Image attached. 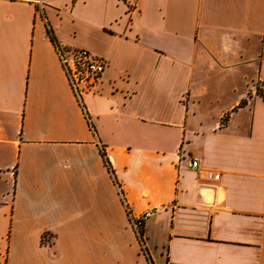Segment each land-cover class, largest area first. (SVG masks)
I'll list each match as a JSON object with an SVG mask.
<instances>
[{
	"label": "crops",
	"instance_id": "crops-1",
	"mask_svg": "<svg viewBox=\"0 0 264 264\" xmlns=\"http://www.w3.org/2000/svg\"><path fill=\"white\" fill-rule=\"evenodd\" d=\"M256 82L264 0H0V264H264Z\"/></svg>",
	"mask_w": 264,
	"mask_h": 264
},
{
	"label": "built area",
	"instance_id": "built-area-1",
	"mask_svg": "<svg viewBox=\"0 0 264 264\" xmlns=\"http://www.w3.org/2000/svg\"><path fill=\"white\" fill-rule=\"evenodd\" d=\"M56 52L66 72L70 86L74 90L80 104L85 108L83 96L86 93L95 92L99 86L100 79L107 67V60L86 47H70L54 39ZM193 167L200 166V159L195 157L192 161ZM210 177L214 176L209 171ZM130 223L145 248L143 229L144 222L150 217L151 211L135 215L130 207L126 206Z\"/></svg>",
	"mask_w": 264,
	"mask_h": 264
},
{
	"label": "trees",
	"instance_id": "trees-1",
	"mask_svg": "<svg viewBox=\"0 0 264 264\" xmlns=\"http://www.w3.org/2000/svg\"><path fill=\"white\" fill-rule=\"evenodd\" d=\"M255 86H256V93L259 94L260 96H262L263 99H264V83H262V82H257V84H255ZM246 101H247V100H244V101L242 102V104H244ZM106 162H107V164H108V166H109L110 171L113 173V169H112L111 164L109 163V160L106 159ZM47 235H48L47 233L44 234V236H43V238H44L43 240H44V241H45V238H47Z\"/></svg>",
	"mask_w": 264,
	"mask_h": 264
},
{
	"label": "rangeland",
	"instance_id": "rangeland-1",
	"mask_svg": "<svg viewBox=\"0 0 264 264\" xmlns=\"http://www.w3.org/2000/svg\"><path fill=\"white\" fill-rule=\"evenodd\" d=\"M255 84H257V82L255 83ZM255 86V85H254ZM256 87V86H255Z\"/></svg>",
	"mask_w": 264,
	"mask_h": 264
}]
</instances>
